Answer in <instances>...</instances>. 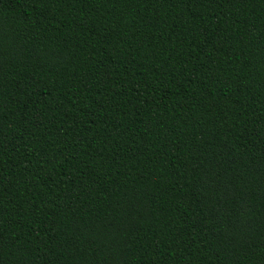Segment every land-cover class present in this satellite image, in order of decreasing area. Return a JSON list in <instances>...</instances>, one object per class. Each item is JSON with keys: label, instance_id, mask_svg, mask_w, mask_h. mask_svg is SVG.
<instances>
[{"label": "trees", "instance_id": "1", "mask_svg": "<svg viewBox=\"0 0 264 264\" xmlns=\"http://www.w3.org/2000/svg\"><path fill=\"white\" fill-rule=\"evenodd\" d=\"M0 264H264V0H0Z\"/></svg>", "mask_w": 264, "mask_h": 264}]
</instances>
